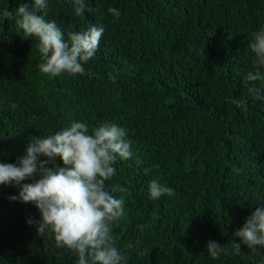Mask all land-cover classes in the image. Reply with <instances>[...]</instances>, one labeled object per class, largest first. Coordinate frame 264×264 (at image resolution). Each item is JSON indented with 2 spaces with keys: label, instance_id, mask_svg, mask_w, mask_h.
<instances>
[{
  "label": "trees",
  "instance_id": "trees-1",
  "mask_svg": "<svg viewBox=\"0 0 264 264\" xmlns=\"http://www.w3.org/2000/svg\"><path fill=\"white\" fill-rule=\"evenodd\" d=\"M27 2L0 0V163H17L33 140L72 121L90 132L115 123L133 153L117 157L105 182L125 201L113 234L127 264H264V246L241 243L239 255L231 248L264 206V99L249 92L264 82L246 79L264 75L250 48L264 28V0H84L80 17L74 0H48L45 19L66 41L90 25L104 28L86 74L55 78L39 70L37 41L2 16ZM54 164L62 166L58 156ZM152 180L174 194L150 199ZM19 191L0 185V264H77L51 233L37 234L34 205L9 199ZM210 240L225 249L217 259L207 252Z\"/></svg>",
  "mask_w": 264,
  "mask_h": 264
},
{
  "label": "clouds",
  "instance_id": "clouds-1",
  "mask_svg": "<svg viewBox=\"0 0 264 264\" xmlns=\"http://www.w3.org/2000/svg\"><path fill=\"white\" fill-rule=\"evenodd\" d=\"M74 4V14L83 16L84 0H74ZM48 7V0H28L15 13L4 9L2 16L5 20L15 19L23 39L31 37L37 41L42 61L38 67L42 74L49 78L63 73L86 74L84 64L98 50L104 28L90 25L86 30L70 33L66 41L55 20L45 19ZM108 12L115 18L120 16L116 8H109ZM250 48L256 56L255 64L264 65V28L253 34ZM109 78L115 82L114 76ZM246 79L264 82V75L250 71ZM261 88L264 83L260 88H249L253 99H264ZM232 102L237 107L244 106L243 101ZM57 156L62 166H55ZM132 156L131 141L117 124L105 122L90 132L85 123L72 121L54 134L33 140L17 163H0V185L20 186L18 196L9 199L34 205L41 217L37 234L42 237L46 232L51 233L56 248L75 253L77 264H127V256L116 246L113 234L116 223L125 216V201L112 195L105 182L115 175L113 165L117 157L128 160ZM50 164L53 166L49 167ZM34 177L38 178L32 183H21ZM118 191L127 190L119 188ZM148 193L150 199L158 200L164 195L172 196L174 190L152 180ZM28 223L31 225L33 221ZM235 237L240 243L234 239L231 248L237 255L241 252V243L252 249L257 245L264 246V206L256 207L243 227L235 232ZM132 247L129 243L125 250ZM206 249L213 259L225 251L212 240L208 241Z\"/></svg>",
  "mask_w": 264,
  "mask_h": 264
}]
</instances>
